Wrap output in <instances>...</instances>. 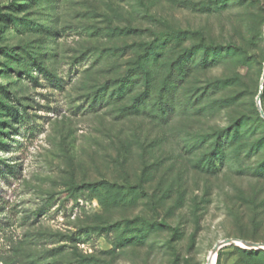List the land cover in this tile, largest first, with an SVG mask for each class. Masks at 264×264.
Returning <instances> with one entry per match:
<instances>
[{
    "label": "rangeland",
    "instance_id": "rangeland-1",
    "mask_svg": "<svg viewBox=\"0 0 264 264\" xmlns=\"http://www.w3.org/2000/svg\"><path fill=\"white\" fill-rule=\"evenodd\" d=\"M152 44L158 88L171 60L209 58L165 116L156 90L134 107L146 78L112 84ZM263 71L264 0H0V264H206L223 238L264 242ZM242 249L211 264H261Z\"/></svg>",
    "mask_w": 264,
    "mask_h": 264
},
{
    "label": "trees",
    "instance_id": "trees-1",
    "mask_svg": "<svg viewBox=\"0 0 264 264\" xmlns=\"http://www.w3.org/2000/svg\"><path fill=\"white\" fill-rule=\"evenodd\" d=\"M158 45L159 44H152L144 47V49L141 50L138 59L134 63V66H131L130 64L123 77L120 80L112 82V84L117 96L121 97L126 95V91L128 90L129 85L133 82L134 79L139 77L146 78L144 83L145 91L141 94L140 99L138 98L134 100L133 105L134 107L139 108L141 104L144 103V100L149 98L150 94L156 90V93L158 94L156 113L161 116H165L169 114L172 103H174V101L179 104L180 102H182V97L179 95L178 88L183 81V76L190 75V72H192L194 68L209 65V58L204 55L201 60V64H196L194 62L195 56H193L192 54H188L186 56L182 55L181 58L175 61L171 60L168 64L169 74L163 79L162 85L160 86V88H158V86H156L153 82L151 83L147 79L149 75L156 71L155 67L158 65L159 57L161 55L160 50H162V47ZM213 49L215 51L213 57H224L221 52L217 51L218 48L213 47ZM229 51V53H234L232 49H230ZM211 92L212 89H210L209 92H205V95H208ZM263 92L264 86L262 88V93ZM175 93H178L176 95V98H174ZM110 95L114 94L112 93ZM3 108L6 111V116L8 117V119L12 118L14 122L18 120L20 113L17 108H14L10 104H3ZM257 115L258 120L264 124V119L261 117V115L259 116V113ZM5 125H8L7 127L9 128L12 127V125L9 123L7 124V122L5 123ZM238 133L239 127L234 126L231 130H223L213 134L215 136V145L211 149V152L209 154L211 167L214 166V164H212L214 162V159L220 158L224 154V151L227 149V146L232 145ZM203 141L206 142L207 139ZM258 170H264V166H259L256 171ZM254 240L264 241V239L260 238H255ZM242 251L248 254L252 259L257 258L258 260H260L261 264H264V250L242 249Z\"/></svg>",
    "mask_w": 264,
    "mask_h": 264
},
{
    "label": "water",
    "instance_id": "water-1",
    "mask_svg": "<svg viewBox=\"0 0 264 264\" xmlns=\"http://www.w3.org/2000/svg\"><path fill=\"white\" fill-rule=\"evenodd\" d=\"M263 77H264V71H263ZM260 93L261 92H259V95L257 96V108L259 110L261 117L264 119V111L259 104ZM227 245H236V246H240V247L248 248V249L264 250V242H256V241L236 239V238H223L219 240L218 242H216L214 246L212 247V249L210 250L207 260H206V264H211L212 255L216 256L218 250Z\"/></svg>",
    "mask_w": 264,
    "mask_h": 264
},
{
    "label": "bare ground",
    "instance_id": "bare-ground-1",
    "mask_svg": "<svg viewBox=\"0 0 264 264\" xmlns=\"http://www.w3.org/2000/svg\"><path fill=\"white\" fill-rule=\"evenodd\" d=\"M212 260H213V255H212Z\"/></svg>",
    "mask_w": 264,
    "mask_h": 264
}]
</instances>
